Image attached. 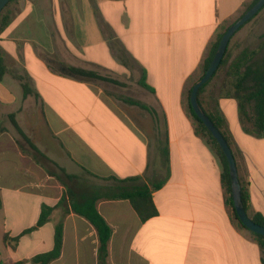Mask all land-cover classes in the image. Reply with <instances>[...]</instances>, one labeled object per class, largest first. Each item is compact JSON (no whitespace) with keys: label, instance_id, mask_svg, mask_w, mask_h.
I'll list each match as a JSON object with an SVG mask.
<instances>
[{"label":"crops","instance_id":"crops-1","mask_svg":"<svg viewBox=\"0 0 264 264\" xmlns=\"http://www.w3.org/2000/svg\"><path fill=\"white\" fill-rule=\"evenodd\" d=\"M247 1L14 3L10 24L0 36L7 68L0 81L3 244L5 233L14 237L34 226L42 205L54 207L63 196L54 182L57 175L48 174L43 159L75 180L85 174L111 183L90 187L103 196L118 185L114 179H132L125 183L129 187L165 180L153 194L158 213L144 222L128 200L101 196L97 201L113 229L108 264H263L255 237L235 220L227 203L221 160L195 133L187 105L193 76L220 26L234 19ZM226 52L200 101L221 118L249 195V217H264V131L258 130L253 105L237 95L238 73L232 70L241 59L242 72L263 60L262 10L233 35ZM58 60L98 77L62 74L53 65ZM25 82L31 89L27 96ZM7 199L12 204L32 202L23 207L28 223L19 230L18 216L17 222L14 217L9 221ZM66 209L55 208L44 226L21 238L16 250L4 244L8 253L0 252L1 260L33 264L27 260L53 249L55 227L63 221L62 254L51 264H99L95 228Z\"/></svg>","mask_w":264,"mask_h":264},{"label":"trees","instance_id":"trees-1","mask_svg":"<svg viewBox=\"0 0 264 264\" xmlns=\"http://www.w3.org/2000/svg\"><path fill=\"white\" fill-rule=\"evenodd\" d=\"M17 1L18 0H11L9 4L6 6V8L0 14V36L10 24L11 17H12V5L16 3ZM257 1L258 0L247 1L243 5V9L241 10L242 13L239 16V18L247 10H249ZM233 23L234 22H227L220 26V30L211 45L209 55L207 56L203 65L200 67L197 73H195V75L193 76V80H192L193 84L196 83V81H198L209 68L216 54V51L218 49V46L221 42V39L224 33L227 31L229 26L232 25ZM241 60L236 61L232 66V70L238 73L237 75L238 79H237V82L235 83V91L238 96L244 97L245 102L251 103L253 105L252 109L254 110L255 121H256V124L258 125L259 132H262L264 131V58L261 64L257 68L255 69L248 68L244 72H242V69H241ZM224 62H225V56L221 62L220 67L215 72L214 76L205 85L201 87L199 91V102L202 108L204 109V111L209 115V117L213 120L215 125L223 133V135L225 136L226 140L228 141L230 145L228 137L222 131L221 118H219L218 115L208 111L203 106L202 102L200 101V96L202 92L205 90L206 86L211 82V80L216 76V74L218 73L219 69L224 64ZM58 70L62 74L75 77V78H96L98 77V75L92 71H87L85 69L67 66L64 63H58ZM6 72H7V68H6L2 50L0 47V81L3 80ZM21 79H23V77H21ZM23 89H24V96H27L31 92V89L26 82L23 83ZM191 90H192V86L187 92V105H188L189 116L191 117L195 125V133L198 136H201L207 140L209 145L212 147L213 151L218 155L219 159L221 160V163L223 165L222 183L227 193V203L232 208L233 216L235 220L240 225H242L244 228H246L242 224L240 219L238 218L237 212L234 207V200H233V195H232V184H231V177H230L227 158L221 146L219 145L218 141L216 140V138L212 135L209 129L205 126V124L199 119L194 109L192 108L191 102H190ZM125 101L132 103V104H139L138 102H135L131 99H125ZM143 107L147 108L145 106ZM242 107L244 108V102L243 104L241 103V108ZM10 119H11V122L14 124V126L18 129L22 137L33 146L31 141L28 139V137L23 133V131L18 126L15 120V116L10 115ZM3 130L4 129L0 126V133ZM60 170L65 178L67 179L74 178L73 175H70L64 169L60 168ZM56 177L60 181V183L63 186H65L64 180L60 176H56ZM114 180L118 182V185L114 189L105 193V196L100 194V192L96 188H89L83 192H76L71 189H66L64 191L62 198L60 199L59 203L56 206L53 207L45 203L42 205L38 221L34 226L28 229H25L19 235H16L14 237L10 236L9 233H5L3 236L4 244L11 247L13 250H16L23 236H26L32 233L33 231L41 228L42 226H44L49 221L51 214L53 213L55 208L66 205L68 208V210L66 209V213L73 212L85 218L95 228L97 235H98L99 242H100L99 264H108L107 258L109 255V242L113 235V229L98 211L97 201L101 198V196L109 200H128L130 204L132 205L133 209L139 215L140 219L144 222L152 218L153 216L157 215L158 212H157V209L154 203L153 194L157 190L161 189L165 183V180H162L157 183L151 184V186L144 184L140 186L129 187L125 185V183L132 181V179H126V180L114 179ZM248 198H249L248 193L244 191L242 187V199H243L245 209L248 206ZM1 207H2V201L0 198V208ZM252 219L256 223L264 226L263 216L257 215ZM251 233L255 237V240L257 241L258 245L260 246L264 254V235L256 234L252 231ZM63 241H64V223L63 221H60L55 227L53 249L48 252L36 254L27 261L33 264H51L52 262L60 258L62 254V250H63ZM23 263L24 261H19V262H14L12 260L3 261L1 260V256H0V264H23ZM263 264H264V258H263Z\"/></svg>","mask_w":264,"mask_h":264},{"label":"water","instance_id":"water-1","mask_svg":"<svg viewBox=\"0 0 264 264\" xmlns=\"http://www.w3.org/2000/svg\"><path fill=\"white\" fill-rule=\"evenodd\" d=\"M11 0H0V14L6 8ZM264 7V0H258L249 10H247L240 18H238L232 25L229 26L227 31L224 33L221 42L218 46L216 54L205 72V74L194 83L191 94H190V102L191 106L194 109L196 115L199 119L205 124V126L209 129L212 135L216 138L219 145L221 146L229 166V172L231 177L232 184V195L234 200V207L237 212L238 218L242 222V224L249 229L250 231L264 235V226L256 223L252 218L249 217L244 203L242 199V186L239 179L238 166L233 153L231 146L226 140L223 133L219 130V128L215 125L213 120L209 117V115L204 111L200 102H199V91L203 85H205L215 74L218 68L221 65V62L226 53L228 44L233 37V35L249 20H251L259 11H261Z\"/></svg>","mask_w":264,"mask_h":264},{"label":"rangeland","instance_id":"rangeland-1","mask_svg":"<svg viewBox=\"0 0 264 264\" xmlns=\"http://www.w3.org/2000/svg\"><path fill=\"white\" fill-rule=\"evenodd\" d=\"M262 12H264V9L262 10ZM241 13H242V11H240V13L234 19H232L229 22H235L239 18V16L241 15ZM249 24H250V22H249ZM250 26H251V24H250ZM249 48H251V45L249 46ZM263 56H264V52H260V59L259 60H261ZM58 63H61V62H59V60L53 61V65L55 68H56V66L58 67ZM219 73L221 75L222 72H219ZM9 139H10V137H9ZM17 139L22 141V138H20V136H18ZM42 164L45 166H46V164L48 165V167L46 166L48 174H50L49 172H53L55 175L60 176L64 180L65 186H63L57 178H54V182L57 185L61 186L60 191L63 192V194H64V191L66 189H71V190L76 191V192H83L87 189V187L90 188V187H93L96 185V186H100V187L104 188V187H107L109 184L111 185V183H109V182L107 183V182L98 181V180H95L91 177L86 176L85 174H83L82 176H80L76 180L75 179H72V180L67 179L64 177V175L61 173V171L59 169H56L49 162L42 159ZM106 191H107L106 189L102 190V192H106ZM0 198H1V201L3 202L6 197H3V195L0 194ZM7 204H8L7 205V208H8V210H7L8 214L7 215L9 217V221L11 222L13 217L16 220V218L18 216L20 218V223H19V227H16V228H18L17 230L21 229L23 226H25L28 223V219L24 213L23 207L29 206V204L31 205L32 202H28L27 200L21 199L18 203L12 204L7 199ZM12 206H14V210H13ZM5 213L6 212H0V225L2 223L1 221L3 220V217L5 216ZM16 222H17V220H16ZM0 252L3 256H6V254L8 253V251L6 250V248L4 247V244L2 242L1 235H0Z\"/></svg>","mask_w":264,"mask_h":264}]
</instances>
